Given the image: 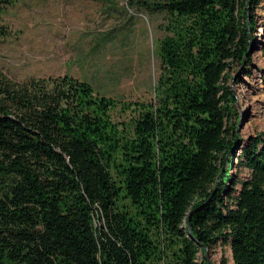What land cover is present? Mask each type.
<instances>
[{"label":"trees","instance_id":"trees-1","mask_svg":"<svg viewBox=\"0 0 264 264\" xmlns=\"http://www.w3.org/2000/svg\"><path fill=\"white\" fill-rule=\"evenodd\" d=\"M258 2L136 0L165 17L150 100L0 72V264H214L218 243L264 264V129L238 135L230 75L264 60Z\"/></svg>","mask_w":264,"mask_h":264},{"label":"rangeland","instance_id":"rangeland-1","mask_svg":"<svg viewBox=\"0 0 264 264\" xmlns=\"http://www.w3.org/2000/svg\"><path fill=\"white\" fill-rule=\"evenodd\" d=\"M130 1L11 0L0 13V29L5 30L0 35V72L17 82L68 74L120 101L152 99L165 17ZM253 12L260 35L264 0ZM263 68L255 48L250 65L231 64L230 75L239 77L231 86L237 97L236 130L242 137L264 129ZM112 117L127 120L129 111L115 109ZM207 257L214 264H233L229 247L220 243Z\"/></svg>","mask_w":264,"mask_h":264},{"label":"water","instance_id":"water-1","mask_svg":"<svg viewBox=\"0 0 264 264\" xmlns=\"http://www.w3.org/2000/svg\"><path fill=\"white\" fill-rule=\"evenodd\" d=\"M242 64H243V61H242ZM235 78H236V76H232V81H234L235 80Z\"/></svg>","mask_w":264,"mask_h":264}]
</instances>
